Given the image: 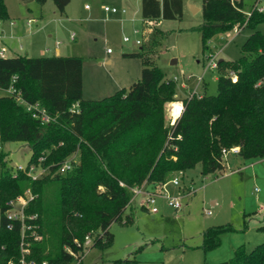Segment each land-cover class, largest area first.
I'll return each mask as SVG.
<instances>
[{"label": "trees", "instance_id": "1", "mask_svg": "<svg viewBox=\"0 0 264 264\" xmlns=\"http://www.w3.org/2000/svg\"><path fill=\"white\" fill-rule=\"evenodd\" d=\"M52 1L60 13L69 2ZM183 5V0H141L140 15L142 21L181 19ZM200 13L203 50L212 37L234 27L250 32L237 60L216 64L228 73L216 78L215 94L183 97L180 113L168 127L163 109L175 100L174 81L150 65L145 53L150 47L141 43L140 50L123 53L143 59L140 77L96 99L83 97L80 56H0V144L27 143L26 169L30 164L45 168L32 179L23 170H13L0 152V264H21V222L7 219L4 212L6 202L25 189L34 194L25 213L37 215L25 222L37 225L39 238L25 231L24 259L35 264H82L86 236L94 233L90 247L110 245L109 226L130 205L131 187L144 181L160 185L196 165L202 175L223 171L224 148L239 146L237 154L247 160L264 156V33L257 28L264 23V11H258L254 2L245 10L243 0H202ZM7 18L0 0V21ZM154 41L153 36L150 44ZM230 72L236 74L235 82ZM10 85L25 101L39 102L54 120L42 124L14 93L4 91ZM73 154L77 160L72 167L59 172L60 163ZM132 219L127 216L124 223ZM222 229L204 231V248L218 244ZM111 264L127 263L117 259ZM214 264H264V241L251 250L237 247L231 258Z\"/></svg>", "mask_w": 264, "mask_h": 264}, {"label": "rangeland", "instance_id": "2", "mask_svg": "<svg viewBox=\"0 0 264 264\" xmlns=\"http://www.w3.org/2000/svg\"><path fill=\"white\" fill-rule=\"evenodd\" d=\"M201 1L183 0L181 19L142 21L139 0H69L63 13L52 0L43 4L36 0H3L8 18L0 21L1 56H11V49L23 55L27 47L34 54L54 55L55 39H59L57 49L61 55L81 57L86 95L96 99L127 87L140 77L143 59L126 57L123 53L140 50L141 45L135 39L142 38L141 44L150 47L145 50L150 65H156L165 78L174 81L175 100L166 102L163 109L164 127H168L179 115L183 97L189 93L215 94L216 78L228 70L212 67L211 63L237 60L250 32L246 27L238 31L232 28L212 37L208 49L203 50L199 30L203 19L199 10L192 12L189 6L199 8ZM253 1L243 0L244 9L248 10ZM85 4L90 9L84 8ZM104 5L125 12H105ZM260 5L264 6V0ZM257 28L264 33V23ZM9 29L17 34L10 35ZM124 36L129 40L124 41ZM153 36L155 41L151 45ZM175 103L177 106L173 108ZM0 152L2 160L9 165L13 163L15 170L16 166L27 165L30 148L25 142L6 141L0 144ZM222 157L223 171L202 175L196 165L175 174L179 187L174 185L169 193L178 192L181 203L178 209L159 197L158 211L149 212L138 205L137 197L121 218L110 224L109 246L90 247L94 233L88 240L84 238L82 264H111L117 259L127 264H214L231 258L237 247L251 250L264 241V156L247 160L227 151ZM67 158L75 162L77 155ZM42 168L36 165L34 171ZM190 188L194 192L180 195ZM127 216L133 219L124 223ZM213 226L224 229L218 234V244L206 249L203 233Z\"/></svg>", "mask_w": 264, "mask_h": 264}, {"label": "built area", "instance_id": "3", "mask_svg": "<svg viewBox=\"0 0 264 264\" xmlns=\"http://www.w3.org/2000/svg\"><path fill=\"white\" fill-rule=\"evenodd\" d=\"M260 1L261 0H254V7L258 10V11H264V6L260 5ZM85 8L89 7L88 4L84 5ZM103 10L106 12H111V13H124L125 10L121 9L118 10L116 7L112 6H108V5H104L103 6ZM233 29L235 30H239L238 27H234ZM137 32V31H136ZM70 37L73 38L74 34L71 33ZM124 41H128L129 37L124 36L123 37ZM59 41H56V44H58ZM135 43L136 44H140L141 40L139 38L135 39ZM107 51H110V49L108 48ZM0 54H2V52L0 51ZM212 67H216V63H211ZM237 79V76L234 72H230V80L232 82H235ZM15 82V76H12L11 78V83ZM6 93L9 94H15L16 95V99L19 103L23 104V106L25 107L26 110H29L32 112L33 115L39 117L40 122L42 124H46L49 123L51 121L54 120V117L51 116L46 109L40 105L39 102H33V103H29L27 101H25L21 96L19 91H17L15 89V87H13V85H10L9 87H7L4 90ZM191 94V93H189ZM75 107V106H74ZM181 107V106H180ZM176 119V117H175ZM175 119L170 123V125H172L175 121ZM239 149V146H233L229 149H222V154L226 153L227 151H232L234 153H237ZM74 161H72L71 158H66L64 159L59 167H58V171L59 172H65L66 170L70 169L73 165ZM35 167L36 165L34 164H30L28 166V168L26 169L25 167H21V166H16L17 169L23 170L27 173V175H29L32 179H35L36 177L40 176L41 173L44 172L45 168H42L41 171L39 172H35ZM170 186H174L176 185L177 187H179V179L174 176L171 180L164 182L160 185H150L147 182H142L139 185H135L133 187H131V192H132V196L130 198V205L133 204V202L135 201V199H137L138 197V205L142 208H145L147 211L149 212H157L158 211V206H157V198L162 197L163 199H165L166 203L168 205H170L171 207H173L174 209H178L181 207V203L179 201L178 198V192L177 195H171L169 193V191H171ZM192 192H194V190L192 188L187 189L185 192H183L180 195H189ZM34 198V194L30 191V189H25V191L22 194H19L17 196H15L14 198L9 199L6 203L8 205V208L6 209V211L4 212L7 219H14V220H19L21 222V236H20V248L22 251V256L20 258V263L21 264H35L33 261H26L24 259V254L28 252V248H27V241H26V230H30V236L33 239H38L39 235L36 231V227L37 225L34 223H26L25 222V218L29 219V220H34L36 218V214H26L25 213V208L27 207L29 201H31ZM207 213H210V211H207ZM88 238V236H86V239ZM88 240V239H87ZM87 243V242H86ZM9 264H13L11 262H9ZM41 264H47L45 261H42Z\"/></svg>", "mask_w": 264, "mask_h": 264}, {"label": "crops", "instance_id": "4", "mask_svg": "<svg viewBox=\"0 0 264 264\" xmlns=\"http://www.w3.org/2000/svg\"><path fill=\"white\" fill-rule=\"evenodd\" d=\"M254 2V1H253ZM139 4H141V0H139ZM183 7H184V5H183ZM85 8V7H84ZM86 9H90V7H87ZM139 10H140V8H139ZM198 10L200 11V7L198 8ZM198 10H196V11H198ZM106 12V11H105ZM123 14V13H122ZM4 21V20H3ZM10 31H11V33H10V35L12 34V35H15V34H17V32L14 30V29H9ZM2 31H4V30H2ZM50 36V35H49ZM56 41H59V43H60V40L59 39H55V48H56V52L55 53H53L54 55H60V56H70V55H61V53L58 51V49H57V46L59 45V43L58 44H56ZM7 47H9V49H11V47L10 46H7ZM31 48H29V47H27L26 48V51H25V53L23 54V55H25V56H29V57H39V56H51V55H44L43 54V52H39V53H37V54H34L35 52H31V51H33V50H31ZM44 50H48V48L46 47V48H44ZM11 51H12V55L11 56H15V55H22V54H20L19 53V51L18 50H16V49H11ZM2 52V51H1ZM107 52H110V51H107ZM3 54V53H2ZM2 54H0V56L2 55ZM54 55H52V56H54ZM75 56H77V55H75ZM110 62V60H106V63H109ZM114 84H116V83H114ZM1 94V93H0ZM82 94H83V97L85 98V99H95V98H91V97H88L87 95H86V92H85V88H84V80H83V72H82ZM189 95V94H188ZM173 189V186H171V190Z\"/></svg>", "mask_w": 264, "mask_h": 264}, {"label": "water", "instance_id": "5", "mask_svg": "<svg viewBox=\"0 0 264 264\" xmlns=\"http://www.w3.org/2000/svg\"><path fill=\"white\" fill-rule=\"evenodd\" d=\"M24 2H28V1H31V0H23ZM190 6V9H191V11L192 12H195L196 10H198V7H194L193 5H189ZM172 62H174V61H172ZM12 165H13V163H12Z\"/></svg>", "mask_w": 264, "mask_h": 264}, {"label": "bare ground", "instance_id": "6", "mask_svg": "<svg viewBox=\"0 0 264 264\" xmlns=\"http://www.w3.org/2000/svg\"><path fill=\"white\" fill-rule=\"evenodd\" d=\"M180 108V110H181V107H179Z\"/></svg>", "mask_w": 264, "mask_h": 264}]
</instances>
